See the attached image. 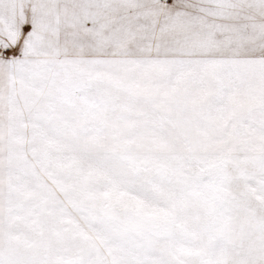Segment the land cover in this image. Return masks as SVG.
Segmentation results:
<instances>
[{
  "label": "snow or ice",
  "instance_id": "obj_1",
  "mask_svg": "<svg viewBox=\"0 0 264 264\" xmlns=\"http://www.w3.org/2000/svg\"><path fill=\"white\" fill-rule=\"evenodd\" d=\"M0 264H264V0H0Z\"/></svg>",
  "mask_w": 264,
  "mask_h": 264
}]
</instances>
